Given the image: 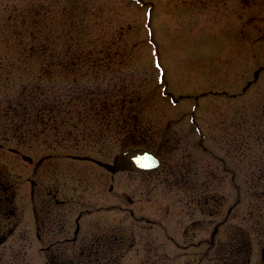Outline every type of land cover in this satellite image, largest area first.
Listing matches in <instances>:
<instances>
[{
  "label": "rangeland",
  "instance_id": "obj_1",
  "mask_svg": "<svg viewBox=\"0 0 264 264\" xmlns=\"http://www.w3.org/2000/svg\"><path fill=\"white\" fill-rule=\"evenodd\" d=\"M72 53L89 60L77 61L67 81L81 75L93 95L106 90L111 116L96 121L88 110L83 128L72 127L78 121L74 110L92 104L74 102L70 114L57 113L58 129H51L53 120L35 119L32 105L27 125L21 121L24 131H12L8 124L18 121L2 117L6 101L18 100L37 83L59 86ZM263 65L264 0H0V143L8 137L7 145L31 155L54 149L111 160L132 138H144L141 144L163 157V168L175 169L166 178L185 175L187 168L194 183L209 178L212 149H230L238 178L219 183L217 191L235 196L244 191L245 153L254 174L264 160V67L253 78ZM53 70L52 81L46 75ZM50 87L43 94L51 96ZM183 154H191L190 165ZM219 167V176L228 175ZM174 179L156 177L139 196L132 189L137 179L123 174L119 207H134L127 196H143L145 209L147 192L196 190ZM99 197L107 205L114 201L110 192ZM130 255L122 264H132Z\"/></svg>",
  "mask_w": 264,
  "mask_h": 264
},
{
  "label": "flooded vegetation",
  "instance_id": "obj_2",
  "mask_svg": "<svg viewBox=\"0 0 264 264\" xmlns=\"http://www.w3.org/2000/svg\"><path fill=\"white\" fill-rule=\"evenodd\" d=\"M5 138L0 143V264H122L129 253L132 264H264V160L252 173L250 152L244 156L241 194L217 191L219 183L238 177L231 150L220 153L216 147L205 182H192L187 168L185 175L172 176L183 188L196 186L194 192H147L145 209L140 208L143 196H127L134 207L123 209V174L137 179L132 189L143 195L144 184L156 177L170 181L166 174L176 173L172 166L163 168L159 152L162 165L156 170H115L112 160L90 154L52 149L31 155ZM183 158L190 165L191 154ZM220 165L228 175H218ZM101 191L113 194L110 205L99 197Z\"/></svg>",
  "mask_w": 264,
  "mask_h": 264
},
{
  "label": "trees",
  "instance_id": "obj_3",
  "mask_svg": "<svg viewBox=\"0 0 264 264\" xmlns=\"http://www.w3.org/2000/svg\"><path fill=\"white\" fill-rule=\"evenodd\" d=\"M33 46V45H32ZM111 54V53H110ZM71 57H69V61L67 62V70H60V74L62 73V78L60 80V85L52 84V86H56L54 89L50 87V93L51 96L45 95L43 93L49 92V88L47 85L42 86L39 85L38 83L35 84L30 90H22L18 97V100H11V101H6L9 106H7L5 109H3L2 112V117L5 120H17V125L12 124L13 127L8 124V127L12 128V131L14 132H23L25 127H23V123L21 122L22 120L25 122V126L27 125L28 119L30 120V110L29 107H32V105L35 106V119L40 118L41 121L47 122L48 120H53V125L51 129H58V122L55 121L57 119V113L65 111L66 113L70 114V110L74 109L71 107V105L74 102L83 104V103H92L89 106H85L84 108H76L74 112L76 113V118L78 121H73L72 122V127L78 128L79 124L81 125V128L85 125L84 122H81L84 118L85 112L88 110L93 111V118H98L94 119L96 121H102V120H107L108 117H110V113L113 111V108L110 105V96H106L105 94H109L106 90H103V92L98 93L97 95H93L92 90L85 86V84L80 83L79 79L82 78L81 75L78 77H73L70 78L71 80L67 81L68 78V72H73L75 70V67L77 66V61H85L89 60L88 58H85L82 54H76L72 53L70 54ZM86 56H89L91 54H85ZM51 61H56L57 60V55L56 54H51ZM64 57V56H63ZM67 58V57H64ZM102 61V60H101ZM101 63V62H100ZM102 64V63H101ZM108 64H112V62H109ZM64 65V64H63ZM67 71V72H65ZM55 71L53 70V73L47 74L48 78L50 77L51 80L53 81L55 78ZM54 77V78H53ZM50 80V79H49ZM50 97V98H49ZM21 98V99H20ZM9 100L10 98L7 97L6 100ZM89 99V102L87 100ZM117 106L121 109L124 107V103L126 101L124 98L117 100ZM31 104V105H29ZM22 112L24 114H22ZM83 112V113H82ZM110 115V116H109ZM10 116V117H9ZM116 124L121 123L118 119L115 120ZM121 125V124H119ZM80 128V127H79ZM27 130L25 131V135L29 132V128H26ZM37 132L35 133V135ZM132 136V135H131ZM133 137V136H132ZM133 143H138L139 141L136 140H131ZM144 142V138L141 139L140 143Z\"/></svg>",
  "mask_w": 264,
  "mask_h": 264
},
{
  "label": "water",
  "instance_id": "obj_4",
  "mask_svg": "<svg viewBox=\"0 0 264 264\" xmlns=\"http://www.w3.org/2000/svg\"><path fill=\"white\" fill-rule=\"evenodd\" d=\"M259 69L255 71L257 77ZM250 82L247 83L249 85ZM160 159L151 151L142 148H129L116 154L113 158L114 169L152 170L158 167Z\"/></svg>",
  "mask_w": 264,
  "mask_h": 264
}]
</instances>
